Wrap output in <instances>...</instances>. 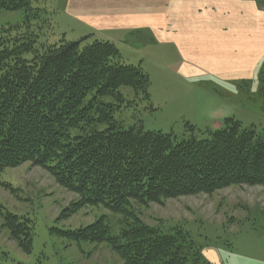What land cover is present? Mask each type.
Here are the masks:
<instances>
[{"label": "trees", "instance_id": "obj_1", "mask_svg": "<svg viewBox=\"0 0 264 264\" xmlns=\"http://www.w3.org/2000/svg\"><path fill=\"white\" fill-rule=\"evenodd\" d=\"M33 1L0 0V9L24 10L29 22L40 12ZM16 29L0 27V171L25 162L44 169L77 195L63 217L87 205L119 214L117 234L104 215L74 229L53 230L73 241L105 243L123 264H212L180 225L147 224L133 205L233 185L264 187V137L234 117L224 118L207 138L122 127L113 105L102 98L123 101L118 88L128 86L149 100L146 72L122 62L110 41L61 40L37 47L33 33L13 34ZM98 123L106 127L98 130ZM73 129L78 132L71 134ZM3 219L18 246L30 252L29 219L9 211Z\"/></svg>", "mask_w": 264, "mask_h": 264}, {"label": "rangeland", "instance_id": "obj_2", "mask_svg": "<svg viewBox=\"0 0 264 264\" xmlns=\"http://www.w3.org/2000/svg\"><path fill=\"white\" fill-rule=\"evenodd\" d=\"M243 1L264 12V0ZM97 3L104 4V0H35L32 5L40 8L38 18L26 22L24 10L0 9V27L17 26L13 34L33 33L37 47L61 40L79 41L81 45L98 39L112 42L122 62L139 66L150 78L149 100L135 95L128 86L118 88L123 101L111 96L102 98L113 105L114 119L122 127L136 126L143 131L171 133L177 138L191 134L207 138L210 131L223 125L224 118L234 117L264 137V73L259 74L264 60L253 78L204 73L197 63L188 65L195 75L183 76L179 72L183 60L174 45L159 44L148 29L109 28L110 21L100 19L93 11ZM207 5V0H169L168 8L183 12L187 18L196 11L207 10ZM263 17L250 19L263 22ZM226 18L233 25L244 22L237 16L233 20ZM31 55L26 53L24 57ZM105 127V123L96 124L98 130ZM77 132L73 129L71 134ZM75 200V193L62 188L39 166L25 162L1 170L0 264H123L105 243L73 241L53 230L74 229L104 215L112 234L119 232L121 216L102 207L87 205L67 217L61 216L62 210ZM133 209L147 224L180 225L212 264H218L219 259L221 264H264L261 185H233L211 194L165 198L160 203L144 205L134 203ZM6 211L29 219L30 252L18 246L5 226Z\"/></svg>", "mask_w": 264, "mask_h": 264}, {"label": "crops", "instance_id": "obj_3", "mask_svg": "<svg viewBox=\"0 0 264 264\" xmlns=\"http://www.w3.org/2000/svg\"><path fill=\"white\" fill-rule=\"evenodd\" d=\"M207 4V10L187 18L168 8L169 0H104L93 11L110 21L109 28L148 29L159 44L174 45L183 60L179 70L183 76L195 75L188 65L197 63L204 73L253 78L264 60V17L256 23L250 18L259 19L264 12L243 0H207ZM234 16L244 21L242 25L226 18Z\"/></svg>", "mask_w": 264, "mask_h": 264}]
</instances>
